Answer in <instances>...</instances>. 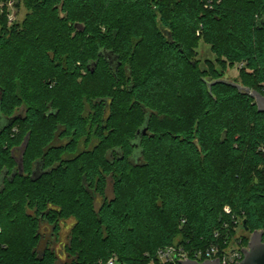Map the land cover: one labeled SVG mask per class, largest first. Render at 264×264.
I'll return each instance as SVG.
<instances>
[{
	"label": "trees",
	"instance_id": "obj_1",
	"mask_svg": "<svg viewBox=\"0 0 264 264\" xmlns=\"http://www.w3.org/2000/svg\"><path fill=\"white\" fill-rule=\"evenodd\" d=\"M201 40L264 95V0H0V112L26 109L0 128V264H148L227 246L233 216L264 239V111ZM70 218L62 260L43 229Z\"/></svg>",
	"mask_w": 264,
	"mask_h": 264
},
{
	"label": "rangeland",
	"instance_id": "obj_2",
	"mask_svg": "<svg viewBox=\"0 0 264 264\" xmlns=\"http://www.w3.org/2000/svg\"><path fill=\"white\" fill-rule=\"evenodd\" d=\"M5 6V7H4ZM3 10L7 11V16L9 19V22L12 23L14 21H22L26 16V6L21 3L19 5L16 4V1L9 2L8 5H3ZM194 60L198 61V64L201 68V70L206 71V75L212 76L215 73H223L224 80L227 81H238L237 83L242 85V82L244 78L239 75V65L230 66L226 64H223V60H219V57L213 52L211 44L204 42V40H201L195 50ZM221 61V62H220ZM244 87V86H243ZM2 96V91L0 89V99ZM14 116H7L3 117L1 119L0 125L5 126L9 125L13 122ZM108 195L111 196L112 193L110 192V189L108 191ZM74 220L69 219L62 223L61 232H60V239H62L61 243L57 244L56 247L58 249H62L63 243H67L69 238V233L72 227ZM44 234L48 235L49 230L45 229ZM251 234L249 231H247L242 225L238 227L235 236L232 238V241L226 246L227 250L233 249V248H242L241 244H238L237 238L246 237L250 240ZM237 240V241H236ZM115 264H120L119 262H115Z\"/></svg>",
	"mask_w": 264,
	"mask_h": 264
},
{
	"label": "built area",
	"instance_id": "obj_3",
	"mask_svg": "<svg viewBox=\"0 0 264 264\" xmlns=\"http://www.w3.org/2000/svg\"><path fill=\"white\" fill-rule=\"evenodd\" d=\"M228 214L232 213V209L229 206L225 208ZM234 223L239 224L240 220L236 216H233ZM237 227V229H238ZM216 236L219 237V232H216ZM237 241V240H236ZM238 244L242 245V239H239ZM224 246L220 244H212L207 248H191L186 249L184 245L181 244H171L159 248L154 256H150L146 253L149 258L148 264H180V261L185 259H195L202 261V259H219L221 264H236L244 258L243 248L246 246L242 245V248H233L230 250L226 249V240L224 241ZM117 262V257L113 256L108 261H99L98 264H115Z\"/></svg>",
	"mask_w": 264,
	"mask_h": 264
},
{
	"label": "water",
	"instance_id": "obj_4",
	"mask_svg": "<svg viewBox=\"0 0 264 264\" xmlns=\"http://www.w3.org/2000/svg\"><path fill=\"white\" fill-rule=\"evenodd\" d=\"M231 84L237 86L239 89L250 94L255 98L259 111H264V95L257 91L251 90L249 87H243L238 83L231 82ZM147 127H144L138 131V133H146ZM248 229V228H247ZM244 258L236 264H264V239L263 231L255 230L252 232L248 245L243 248ZM180 264H221L219 259H207L204 261H198L195 259H185L180 261Z\"/></svg>",
	"mask_w": 264,
	"mask_h": 264
},
{
	"label": "flooded vegetation",
	"instance_id": "obj_5",
	"mask_svg": "<svg viewBox=\"0 0 264 264\" xmlns=\"http://www.w3.org/2000/svg\"><path fill=\"white\" fill-rule=\"evenodd\" d=\"M101 101H102V99L100 100V102H101ZM109 103H110V102H108V100H105V104L107 105V113H109V105H110ZM25 111H26L25 108H20L19 110H17V112L15 113V115H12V116H14V120H15L17 117H19V118L22 117V116H23L22 114H24ZM3 117H7V115H3V114L0 112V122H1V119H2ZM14 120H13V122H14ZM6 126H8V125H5V126H1V125H0V128H4V127H6ZM138 131H139V130H138ZM146 132H147V131H146ZM142 134L145 135L146 133H142ZM65 142H67V140H65ZM96 142H97V141H93V143L90 145V149H93V148H94ZM132 144H133V146H135L138 150H139V148H141V147H140V145H141V141H140V140H134ZM84 147H85L84 143L81 142L80 149H81V150H82V149H86V148H84ZM14 154L16 155V157H17L18 160H22V156H21V155H22V148H21V147L16 148V149L14 150ZM17 170L20 171L21 173H23V169H22V167H21V164H20V166L17 168ZM109 189H110V192L112 193L111 196L108 195V191H109ZM106 194H107V197H108V198H111V197L113 196V181H112V180H110L109 183H108L107 190H106ZM101 203H102V198H101L100 196H97V197H96V204H97V207H98ZM70 219H73V220H74V222H73V224H72V227H73L74 224H75V219H74V218H70ZM67 220H69V219H67ZM67 220H62V221L60 222V231H59L58 235H53L54 233H51V227H49V226H47V225H45V227H44V229H43V234H44V232H46V231H44L45 229H48V230H49L48 235H47V234H46V235L44 234V239H43L44 244H45V243H50V244L52 245V247L55 248V250L58 252V254H59V256H60V258H61L62 260H64V259L66 258V255H65V252H64V247H65V244H66V243H63L62 249H58V248L56 247V245L59 244V243H61V241H62V239H60L61 227H62V223L65 222V221H67ZM72 227H71V229H72ZM70 232H71V230H70ZM69 238H70V233H69ZM69 238H68V241H69ZM68 241H67V242H68Z\"/></svg>",
	"mask_w": 264,
	"mask_h": 264
}]
</instances>
